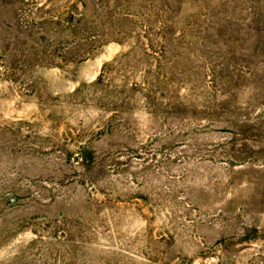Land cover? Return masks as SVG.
Listing matches in <instances>:
<instances>
[{
	"label": "rangeland",
	"instance_id": "1",
	"mask_svg": "<svg viewBox=\"0 0 264 264\" xmlns=\"http://www.w3.org/2000/svg\"><path fill=\"white\" fill-rule=\"evenodd\" d=\"M0 264H264V0H0Z\"/></svg>",
	"mask_w": 264,
	"mask_h": 264
}]
</instances>
